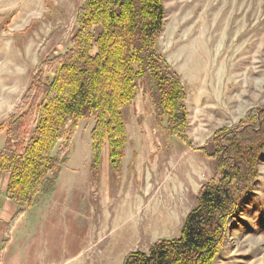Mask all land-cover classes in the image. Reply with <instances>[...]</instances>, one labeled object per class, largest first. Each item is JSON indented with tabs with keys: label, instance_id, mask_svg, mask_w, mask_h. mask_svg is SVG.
Returning a JSON list of instances; mask_svg holds the SVG:
<instances>
[{
	"label": "rangeland",
	"instance_id": "obj_1",
	"mask_svg": "<svg viewBox=\"0 0 264 264\" xmlns=\"http://www.w3.org/2000/svg\"><path fill=\"white\" fill-rule=\"evenodd\" d=\"M81 2L0 0V121L21 100L37 64L70 46ZM163 2L166 20L157 47L187 90L190 144L156 115L148 80H141L138 96L124 109L128 143L121 172L113 170L106 143L95 179V118H83L59 194L45 201L80 249L70 264H122L159 238L178 237L201 185L214 174L215 162L201 147L218 128L264 106V0ZM213 264H264V157Z\"/></svg>",
	"mask_w": 264,
	"mask_h": 264
},
{
	"label": "trees",
	"instance_id": "obj_2",
	"mask_svg": "<svg viewBox=\"0 0 264 264\" xmlns=\"http://www.w3.org/2000/svg\"><path fill=\"white\" fill-rule=\"evenodd\" d=\"M163 0H82L70 46L47 56L33 70L15 109L0 122L6 135L0 148V178L9 174L8 194L18 210L13 224L51 192L69 159L79 122L95 118L91 130L93 176H98L105 144L116 174L122 169L128 133L124 109L148 80L158 117L190 144L187 90L158 51L164 28ZM201 150L215 162L213 176L197 194L180 235L159 238L148 252L133 251L122 264H213L226 238L229 219L258 181L264 157V106L248 118L218 128Z\"/></svg>",
	"mask_w": 264,
	"mask_h": 264
},
{
	"label": "crops",
	"instance_id": "obj_3",
	"mask_svg": "<svg viewBox=\"0 0 264 264\" xmlns=\"http://www.w3.org/2000/svg\"><path fill=\"white\" fill-rule=\"evenodd\" d=\"M5 140V133L0 132V148ZM61 175L62 169L54 190L42 193L37 203L13 224L6 244L8 228L18 205L7 192L9 174L0 178V264H70V260L81 253L78 246L72 245V234L67 239V231H62L65 223L57 222L55 215L47 211L52 198L59 194ZM69 177L75 178L71 173Z\"/></svg>",
	"mask_w": 264,
	"mask_h": 264
},
{
	"label": "water",
	"instance_id": "obj_4",
	"mask_svg": "<svg viewBox=\"0 0 264 264\" xmlns=\"http://www.w3.org/2000/svg\"><path fill=\"white\" fill-rule=\"evenodd\" d=\"M10 197H13L12 194L9 195Z\"/></svg>",
	"mask_w": 264,
	"mask_h": 264
}]
</instances>
